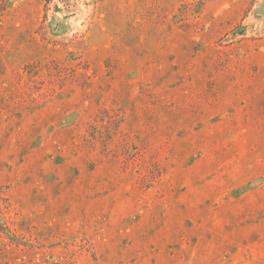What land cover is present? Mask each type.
Here are the masks:
<instances>
[{
    "label": "rangeland",
    "instance_id": "obj_1",
    "mask_svg": "<svg viewBox=\"0 0 264 264\" xmlns=\"http://www.w3.org/2000/svg\"><path fill=\"white\" fill-rule=\"evenodd\" d=\"M0 264H264V0H0Z\"/></svg>",
    "mask_w": 264,
    "mask_h": 264
}]
</instances>
